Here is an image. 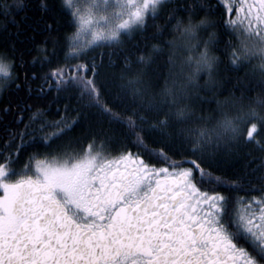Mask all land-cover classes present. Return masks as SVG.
<instances>
[{
  "label": "snow or ice",
  "instance_id": "6c2138e0",
  "mask_svg": "<svg viewBox=\"0 0 264 264\" xmlns=\"http://www.w3.org/2000/svg\"><path fill=\"white\" fill-rule=\"evenodd\" d=\"M28 9L0 0V264H264V0Z\"/></svg>",
  "mask_w": 264,
  "mask_h": 264
},
{
  "label": "trees",
  "instance_id": "16d2710c",
  "mask_svg": "<svg viewBox=\"0 0 264 264\" xmlns=\"http://www.w3.org/2000/svg\"><path fill=\"white\" fill-rule=\"evenodd\" d=\"M58 2V0H57ZM26 3L29 5V9H28V16H29V20L27 21H24L22 20L21 21V26L24 27L26 29V32L25 34H27L28 31L31 30V26L34 22H36V17L40 15V9H39V0H26ZM21 15H23V13H20L19 10H17V13H16V18L19 20ZM0 19H3L2 16H0ZM44 19H47V20H50L53 22V26L55 27V18L52 17L51 15L49 14H45L44 16ZM42 21L40 22V25L42 26ZM100 51L99 49H97V52ZM35 54V53H33ZM91 54V53H90ZM163 84V79L159 80L156 84V87L158 88L159 86H161ZM8 87H5L1 90L0 92V108H3L7 102V100L9 99L8 95H7V92H8ZM207 94V93H206ZM239 94V93H237ZM223 95H227V92L223 93ZM59 104H60V107L63 108V105L65 103H70V104H74L75 101H65L63 99H61L60 101H58ZM205 107H209L207 105H205ZM211 107H214V105H212ZM51 110L52 111H56V104L53 103L52 106H51ZM241 195H244V193H241Z\"/></svg>",
  "mask_w": 264,
  "mask_h": 264
},
{
  "label": "clouds",
  "instance_id": "9594fccd",
  "mask_svg": "<svg viewBox=\"0 0 264 264\" xmlns=\"http://www.w3.org/2000/svg\"><path fill=\"white\" fill-rule=\"evenodd\" d=\"M171 39V37L169 38ZM7 75H6V72ZM185 71H190V69H185ZM12 72V65H11V61L9 60L8 57L0 55V89H3L5 87H7L8 85V76L11 74ZM182 77H177V79H181ZM204 78H206V70L197 74L196 76V80L200 83L203 84L204 83Z\"/></svg>",
  "mask_w": 264,
  "mask_h": 264
},
{
  "label": "rangeland",
  "instance_id": "374dc122",
  "mask_svg": "<svg viewBox=\"0 0 264 264\" xmlns=\"http://www.w3.org/2000/svg\"><path fill=\"white\" fill-rule=\"evenodd\" d=\"M2 89H0V92H1Z\"/></svg>",
  "mask_w": 264,
  "mask_h": 264
},
{
  "label": "flooded vegetation",
  "instance_id": "af4514ba",
  "mask_svg": "<svg viewBox=\"0 0 264 264\" xmlns=\"http://www.w3.org/2000/svg\"><path fill=\"white\" fill-rule=\"evenodd\" d=\"M0 194H2V193H0Z\"/></svg>",
  "mask_w": 264,
  "mask_h": 264
}]
</instances>
